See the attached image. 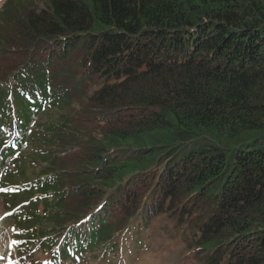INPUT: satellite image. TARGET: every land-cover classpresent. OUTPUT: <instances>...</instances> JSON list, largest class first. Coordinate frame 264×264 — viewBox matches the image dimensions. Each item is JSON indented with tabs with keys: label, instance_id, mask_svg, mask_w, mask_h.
<instances>
[{
	"label": "trees",
	"instance_id": "16d2710c",
	"mask_svg": "<svg viewBox=\"0 0 264 264\" xmlns=\"http://www.w3.org/2000/svg\"><path fill=\"white\" fill-rule=\"evenodd\" d=\"M10 158L0 229L25 264L107 260L140 225L197 264H264V0H5Z\"/></svg>",
	"mask_w": 264,
	"mask_h": 264
},
{
	"label": "rangeland",
	"instance_id": "374dc122",
	"mask_svg": "<svg viewBox=\"0 0 264 264\" xmlns=\"http://www.w3.org/2000/svg\"><path fill=\"white\" fill-rule=\"evenodd\" d=\"M4 2L5 0H0V8ZM45 120L49 119L47 117L42 119V121ZM11 164L12 162L9 160L6 163V167L0 169V173H3L4 170L11 171ZM2 210L3 207L0 200V214ZM161 225L164 227V224ZM3 229L6 231V234L2 229H0V242L3 241L4 244L6 238H8V241L6 242L9 245H12V254L14 260L18 263L25 264L21 260L20 255H18L14 241L11 238V229ZM145 230L146 228L143 225H140L138 229L128 233L127 236L129 239L137 238L131 243L130 240L128 242H122L124 239L115 238L114 244L120 247L117 250L116 256L110 254V257L107 260L103 259L102 255L107 253V249L99 247L101 250L96 249V251L92 253L86 252V254L82 257V260L78 259L75 263L73 262L71 264H197L193 259V254L188 252L186 248H184L183 245L178 242L179 235H169L166 234L165 231L159 232L154 229H152V231H156V233L144 234L143 231ZM122 244L123 248L121 249ZM72 251L73 250L70 251L71 255H73ZM34 253L35 254H33L34 258L32 264H38L39 261L50 256L49 252H43L42 250L35 251ZM2 257L5 259V262H8V264H13L10 251L4 252Z\"/></svg>",
	"mask_w": 264,
	"mask_h": 264
}]
</instances>
